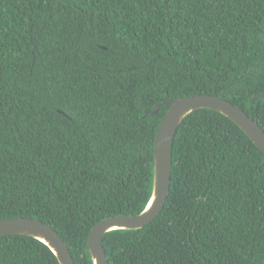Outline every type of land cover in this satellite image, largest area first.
Wrapping results in <instances>:
<instances>
[{
	"label": "trees",
	"instance_id": "obj_1",
	"mask_svg": "<svg viewBox=\"0 0 264 264\" xmlns=\"http://www.w3.org/2000/svg\"><path fill=\"white\" fill-rule=\"evenodd\" d=\"M264 0H0V220L52 227L75 264L101 220L148 204L164 101L227 100L264 131ZM107 264H264V153L189 114L162 211L103 237ZM0 264H59L0 237Z\"/></svg>",
	"mask_w": 264,
	"mask_h": 264
},
{
	"label": "water",
	"instance_id": "obj_2",
	"mask_svg": "<svg viewBox=\"0 0 264 264\" xmlns=\"http://www.w3.org/2000/svg\"><path fill=\"white\" fill-rule=\"evenodd\" d=\"M264 99V93L252 100ZM169 106L155 137L153 151V181L148 204L135 215H119L98 222L90 231L86 250L92 264H107L102 240L105 234L116 230H138L150 224L162 211L170 187L172 150L176 132L182 121L197 110L217 112L237 125L252 143L264 153V131L243 110L227 100L211 95L174 98L162 102L146 115L156 114L161 107ZM20 235L32 237L45 244L55 255L59 264H75L68 246L49 225L32 218L16 217L0 220V237Z\"/></svg>",
	"mask_w": 264,
	"mask_h": 264
}]
</instances>
